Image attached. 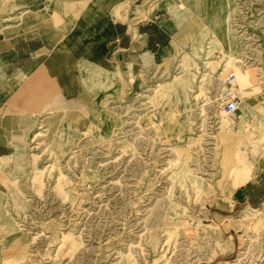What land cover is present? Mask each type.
Instances as JSON below:
<instances>
[{
  "label": "rangeland",
  "instance_id": "374dc122",
  "mask_svg": "<svg viewBox=\"0 0 264 264\" xmlns=\"http://www.w3.org/2000/svg\"><path fill=\"white\" fill-rule=\"evenodd\" d=\"M152 1L161 3L133 0L124 11L145 18ZM23 3L0 0V31ZM166 7L161 24L174 40L163 62L128 87L77 60L69 91L93 96L90 114L40 124L15 147L16 165L0 173V264H264L261 214L236 205L244 186L264 182V154L242 163L236 148L264 128V0ZM232 75L256 102L228 117L218 97Z\"/></svg>",
  "mask_w": 264,
  "mask_h": 264
},
{
  "label": "crops",
  "instance_id": "0c3cea01",
  "mask_svg": "<svg viewBox=\"0 0 264 264\" xmlns=\"http://www.w3.org/2000/svg\"><path fill=\"white\" fill-rule=\"evenodd\" d=\"M117 1L24 0L23 12L13 10L20 11L10 15L17 22L0 31V173L16 165L21 152L15 147L40 124L53 129L76 112L90 114L93 96L87 91L70 93L71 75L67 74L80 75L85 67L100 64L103 74L122 75L130 87L143 71L147 74L167 57L174 34L161 24L162 18L170 19L164 13H168L166 0L149 3L145 18L134 9L124 11L133 0L116 6ZM52 27L64 33L50 35ZM77 60L82 61V69L76 71ZM57 63L65 64L58 73ZM131 71L136 75L133 83L129 81ZM75 82L80 83V78L70 81ZM37 106L43 109L41 113L33 108ZM86 124L88 119H81L79 126ZM242 192L245 199L236 205L264 214V182L254 180ZM232 237L227 245L234 244L237 251Z\"/></svg>",
  "mask_w": 264,
  "mask_h": 264
},
{
  "label": "bare ground",
  "instance_id": "6f19581e",
  "mask_svg": "<svg viewBox=\"0 0 264 264\" xmlns=\"http://www.w3.org/2000/svg\"><path fill=\"white\" fill-rule=\"evenodd\" d=\"M165 60V59H164ZM229 63H230V67L232 68V70L234 71L235 70V68H236V62H234V61H232V60H229ZM243 66V65H242ZM244 67V66H243ZM234 74V73H233ZM232 76H234V75H232ZM235 77V76H234ZM230 78V77H229ZM236 78V77H235ZM236 83H237V79H236ZM239 86V93L241 94V96L240 97H243V100H241V103H242V101H243V105L244 106H247V107H254V105H255V102H256V99H255V97L253 96V93H246L245 92V89H244V87L243 86H241V84H239L238 85ZM224 90H225V88H224ZM224 90H222L221 91V93L219 94V97H218V102H219V104H220V98H221V95H222V92L224 91ZM240 107H241V104H240ZM252 109H254V108H252ZM240 111H241V108H240ZM240 111L237 113V114H239L240 113ZM254 111V110H253ZM236 114V115H237ZM235 115V116H236ZM234 116V117H235ZM241 118H242V116H241ZM230 122L232 123V124H237V121L233 118L232 120H230ZM249 123H251V120L248 122V123H244V125H242L240 128L241 129H246V127L249 125ZM254 131H253V134H254V136H255V138H257V140H253V139H249L248 140V142L249 143H247V144H241V143H238L237 145H236V148H238V151H237V156L240 158L239 160L242 162V163H246V162H244L243 161V157H249V156H252V157H254V158H252V159H254V162L256 161V159H257V156L259 155V153H263L264 154V128L263 127H260V126H258V125H256L255 127H254V129H253ZM250 137V136H249ZM251 138V137H250ZM239 139H241V138H239ZM221 142L223 143V144H226L227 143V140H226V137L225 136H222L221 137ZM242 146H244L242 149H240ZM236 156V157H237ZM237 157V158H238ZM237 161V160H236ZM246 161H249V159L248 160H246ZM252 160H250V163L252 164V163H254ZM235 163H233V165H234ZM245 198V197H244ZM252 212H254V213H259V214H261V218H260V221H259V223L261 224V222H264V214L262 213V212H260V211H252ZM263 225H264V223H263Z\"/></svg>",
  "mask_w": 264,
  "mask_h": 264
},
{
  "label": "built area",
  "instance_id": "2783aa9c",
  "mask_svg": "<svg viewBox=\"0 0 264 264\" xmlns=\"http://www.w3.org/2000/svg\"><path fill=\"white\" fill-rule=\"evenodd\" d=\"M240 104L239 86L236 84V78L230 76L220 98V107L226 116L234 117L240 111Z\"/></svg>",
  "mask_w": 264,
  "mask_h": 264
}]
</instances>
